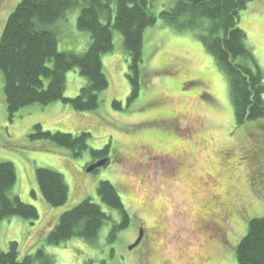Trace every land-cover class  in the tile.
Wrapping results in <instances>:
<instances>
[{"label":"rangeland","instance_id":"374dc122","mask_svg":"<svg viewBox=\"0 0 264 264\" xmlns=\"http://www.w3.org/2000/svg\"><path fill=\"white\" fill-rule=\"evenodd\" d=\"M18 1L0 0V33ZM176 2L155 0L151 7L157 21L143 36L141 75L146 82L128 106V56L116 31L113 51L102 56L109 85L94 111H76L57 100L25 105L11 119L0 71V162H11L15 167L12 194L38 212L33 221L17 216L0 220V251L9 241H17L20 254H31L35 264L45 259L35 257L38 250L50 264H81L85 260L92 264H238L234 248L246 233L247 219L264 216L262 189L252 194L247 183L249 175L264 174V152L259 160L252 153L264 149V119L257 124L235 125L227 79L211 55L194 32L176 31L159 18L162 10L172 9ZM78 13L79 8L68 11L58 23L59 51H84L89 45L87 31L76 26ZM238 26L264 74V0H250L240 12ZM65 78L64 96L73 97L85 78L76 69L67 71ZM150 99V105L155 106L147 105ZM112 100L118 101L122 110L112 108ZM162 108L176 111L179 119L164 117V123L155 125L153 119L163 116H158L164 112ZM37 123L44 131L89 132L88 146L101 149L109 144L106 157L110 160L86 172L89 163L99 159L91 160L87 153L74 156L50 141L32 140L28 133ZM163 124L170 132L161 129ZM173 132L185 138H173L169 134ZM38 167L64 176L68 199L61 207L45 202L35 176ZM227 169L234 170L227 198L238 210L244 207L246 214L232 217L222 237L208 231L199 235L198 223L205 213L200 205L210 198L212 189L207 175L218 179L217 175ZM103 180L116 186L131 217L128 226L112 239L108 237L112 223L107 222L92 243L77 237L49 243L48 231L59 214L84 198L100 204L114 222H119L117 212L103 204L96 193ZM200 182L204 185H198ZM140 225L145 226L142 244L149 240L151 247L147 260H138L142 258L129 249Z\"/></svg>","mask_w":264,"mask_h":264},{"label":"trees","instance_id":"16d2710c","mask_svg":"<svg viewBox=\"0 0 264 264\" xmlns=\"http://www.w3.org/2000/svg\"><path fill=\"white\" fill-rule=\"evenodd\" d=\"M154 1L19 0L8 13L0 33V71L9 118L25 105H46L57 100L70 104L76 111L96 110L102 101L101 95L109 85L103 70L102 56L113 51L115 31L120 34L124 52L128 56L125 78L129 94L126 104L128 106L133 102L146 82L141 75L142 46L145 29L157 21V16L151 11ZM249 1L177 0L172 9L159 13L162 22L176 31L194 32L224 74L236 126L246 122L257 124L264 119V74L247 45L245 32L238 26L240 12ZM74 8H79L76 26L87 31L89 45L84 51H59L58 23ZM71 69H76L85 78V83L78 94L65 97V74ZM151 102L152 99L147 105L155 106L150 105ZM111 104L112 108L122 110L118 101L112 100ZM162 109L164 112L158 116L167 112ZM153 120L155 125L161 124ZM160 127L170 132L164 124ZM28 137L65 147L74 156L87 153L91 160L109 155V144L101 149L88 146L91 137L89 132L70 134L44 131L37 123L32 126ZM35 176L39 190L49 206L61 207L65 204L68 185L61 173L38 167ZM15 179L14 165L11 162H0V220L17 216L33 221L38 217L36 208L12 194ZM96 193L103 204L117 212L118 223L100 204L84 198L59 214L46 240L51 244H59L77 237L92 243L107 222L112 223L109 239L114 238L118 230L126 228L131 217L116 186L106 180L100 181ZM246 226V233L235 245V258L238 264H264V216L248 218ZM35 257L45 258L39 264H50L49 258L41 250L36 252ZM34 262L31 254H20L17 241H9L6 249L0 251V264ZM81 264H92V261L85 260Z\"/></svg>","mask_w":264,"mask_h":264},{"label":"flooded vegetation","instance_id":"af4514ba","mask_svg":"<svg viewBox=\"0 0 264 264\" xmlns=\"http://www.w3.org/2000/svg\"><path fill=\"white\" fill-rule=\"evenodd\" d=\"M164 117L166 118L172 117L174 119H179V113H177L174 110L167 111L166 113H164L162 117H160L161 120L159 118L158 122H162L164 120L163 119ZM170 134L172 135L173 138L177 137V138H181V140L185 138V136L180 137L179 134H177L176 132H173V134L172 133ZM189 134L190 133L187 132L186 136H189ZM186 138L188 139V137ZM141 147H144V146H141ZM262 148L256 150L253 153L254 154L253 157L256 160H259L261 158V155L264 152V149ZM108 160H110V157L107 158V162ZM178 163H181V161H178ZM181 167L182 166H179V168ZM233 171H234L233 169H227L224 173L217 175L218 179H214V177L211 174L207 175L208 176L207 180L210 182V186L212 187V190L214 191L212 192L211 190H209V193L211 192L209 195L210 196L209 200L204 201L200 205V208L205 213L203 214L202 218H200V222L198 223V226H200L199 235H203L204 233L208 231V232H211L213 235L222 237L232 217H236V216L244 217L245 216L246 213H245V210L243 209L244 207L238 210L237 208H235V206L231 202H229V199L227 198V195L231 192V185H232V180L234 177ZM247 183H248L249 190L252 191V194H254V191H256L257 193L261 192L260 188L262 189V193H264V174H261L259 176L249 175L247 179ZM199 184L204 185L203 182H200ZM144 236H145V226L140 225L136 233V238H139V240L134 247L132 248L129 247L131 251L136 252L138 256L142 258L138 260H144V259L147 260V257L149 253L151 252L149 240L144 245L142 244ZM136 238H135V241L131 244V246L137 241Z\"/></svg>","mask_w":264,"mask_h":264},{"label":"water","instance_id":"95a60500","mask_svg":"<svg viewBox=\"0 0 264 264\" xmlns=\"http://www.w3.org/2000/svg\"><path fill=\"white\" fill-rule=\"evenodd\" d=\"M106 162H107V158H101V159L89 164L86 167L85 171L86 172H93L94 170L104 166ZM138 240H139V238L137 239V241L132 246H130V248L134 247L137 244Z\"/></svg>","mask_w":264,"mask_h":264}]
</instances>
